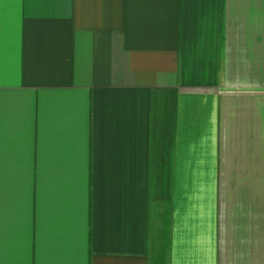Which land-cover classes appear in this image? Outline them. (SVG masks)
<instances>
[{
	"label": "crops",
	"instance_id": "0c3cea01",
	"mask_svg": "<svg viewBox=\"0 0 264 264\" xmlns=\"http://www.w3.org/2000/svg\"><path fill=\"white\" fill-rule=\"evenodd\" d=\"M0 264H264V0H0Z\"/></svg>",
	"mask_w": 264,
	"mask_h": 264
},
{
	"label": "rangeland",
	"instance_id": "374dc122",
	"mask_svg": "<svg viewBox=\"0 0 264 264\" xmlns=\"http://www.w3.org/2000/svg\"><path fill=\"white\" fill-rule=\"evenodd\" d=\"M162 238L164 239V237L162 236ZM162 241V240H161Z\"/></svg>",
	"mask_w": 264,
	"mask_h": 264
}]
</instances>
